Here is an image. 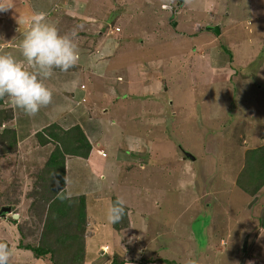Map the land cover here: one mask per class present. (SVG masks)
<instances>
[{"label":"rangeland","instance_id":"1","mask_svg":"<svg viewBox=\"0 0 264 264\" xmlns=\"http://www.w3.org/2000/svg\"><path fill=\"white\" fill-rule=\"evenodd\" d=\"M110 1L12 0L14 7L0 12V54L20 55L37 12L46 13L61 34L75 28L80 53L75 67L66 73L54 69L45 81L48 87L66 82V97L59 100L55 92L34 117L7 98L0 106L7 114L0 131L16 133L0 139V209L11 207L0 216V243L11 250L9 264H264V185L254 194L252 185L244 190L239 184L247 155L264 145V0ZM19 17L25 23L19 25ZM112 46L114 66L133 60L119 65V76L93 57L100 48V56L111 53ZM138 59L139 75L133 72ZM95 71L110 76L118 98H139L125 102L116 118L135 137V148L125 149L133 160L121 164L117 177L106 171L107 180L120 182L109 192L87 180L93 164L65 156V195L83 196L86 204L82 240L78 249H69L56 240V225L67 219L47 211L52 187L46 163L58 143L49 132L57 125L53 131L61 135L78 125L106 157L98 148L101 133L90 119L89 100L82 103L105 86ZM115 130L105 123L101 137L115 145ZM118 197L126 202L125 214L111 223L107 211ZM26 246L51 247L53 253L36 256ZM72 254L80 260L71 263Z\"/></svg>","mask_w":264,"mask_h":264},{"label":"clouds","instance_id":"2","mask_svg":"<svg viewBox=\"0 0 264 264\" xmlns=\"http://www.w3.org/2000/svg\"><path fill=\"white\" fill-rule=\"evenodd\" d=\"M13 7L12 0H0V12H7ZM46 17L44 12L34 13L19 44L22 60L30 69H26L24 63L13 55L0 54V100L7 98L13 108L22 110L29 117L36 116L42 107L52 103L53 92L45 81L53 77L54 69L66 73L77 65L80 58L76 44L79 38L77 30L74 28L61 34L54 24L47 22ZM17 23L21 25L25 23V19L19 17ZM87 100L86 97L82 103ZM61 198L67 199L68 196L61 195ZM125 203L122 197H118L109 207V222L117 223L122 219ZM11 255L9 246L0 243V264H9ZM185 264L198 262L188 259Z\"/></svg>","mask_w":264,"mask_h":264},{"label":"trees","instance_id":"3","mask_svg":"<svg viewBox=\"0 0 264 264\" xmlns=\"http://www.w3.org/2000/svg\"><path fill=\"white\" fill-rule=\"evenodd\" d=\"M2 103L3 100H0V106ZM5 118H7V114L0 108V127ZM55 126L57 125H54V127ZM54 127L52 126L49 136L58 143L46 163L47 171H49V175L51 176L50 186L52 187V198L48 201L47 211L50 212V215L54 214L56 217L67 219L63 226L56 225L57 235L60 236L59 238L56 237V240L69 249H78L84 232L86 204L83 196L76 198L68 197L67 199L61 198V195H65V156L72 154L82 158H88L92 146L80 126L74 125V127L67 130L63 129L61 130V135L53 131L57 128ZM10 132L11 130L8 129L0 131V139L5 140L11 135L16 138V133L13 132L10 134ZM44 142L45 144L48 143L46 141ZM104 147L106 148L105 145ZM241 174L240 175L245 178L243 181V178L240 176L243 181H239L242 189L248 190L245 186L246 183L252 185L254 194L261 189L264 185V145L260 148L253 149L250 154L247 155L246 165ZM60 184L63 185V188ZM47 215H49L48 212ZM261 223L263 224L262 220ZM49 224L51 228H53L57 223ZM26 249L33 251L36 256L53 253V251H50L51 247L45 249L43 247L26 246ZM80 258L78 254H72L69 260L71 263H76ZM114 264H122V262L114 261Z\"/></svg>","mask_w":264,"mask_h":264},{"label":"crops","instance_id":"4","mask_svg":"<svg viewBox=\"0 0 264 264\" xmlns=\"http://www.w3.org/2000/svg\"><path fill=\"white\" fill-rule=\"evenodd\" d=\"M142 44H143V42H142ZM155 46H157V45H155ZM155 48H158V47H155ZM101 49L102 48L98 49V51H97L98 55H95L93 57L97 58L96 62L99 61V65L103 69H105V71L107 73H111V70H109V69L115 68L114 70H112V72L119 71L117 73V76H119L118 74L121 73V71L119 70V65L120 66L124 65V67H126L128 63L133 61L132 59H128V61L126 59L124 61V63H121V59H119L118 63H121V64H116V66H114V61H116L118 58L115 56V51L113 49V46L109 48L111 53L108 54L107 51H102V54H103L102 56H100ZM125 51H121L122 53L120 54V56H124ZM20 57H22L21 53H20V55L18 54V56H17L18 60L21 59ZM137 61H135L136 64H135V68L133 69V72L139 75L141 73V71H139V68L137 67V65L138 64L141 65V60L138 59ZM154 62L159 63V60L155 59ZM24 63H26V62H24ZM33 71H35V70H33ZM94 73H97V74L99 73L101 75V78L104 80L105 86L103 89H99V90L93 89L91 96L100 97L101 101L102 100L103 101L105 100V101L100 102V103L94 102L91 99V96L89 97L88 100H90V102H88L87 107L91 109L92 116L90 119H91V121L95 122V124L93 123L94 126H97V128L99 127L101 134H102V127H104L105 123L112 125L113 128L116 129L115 132L113 131V137H114L115 145H112L111 146L112 148L111 147L105 148L103 143H102L103 137H101V134H100V138H98L97 141L99 144H101V146L98 145L99 146L98 148L100 150H103L104 152H106V157L101 158L95 151L97 149L96 148L97 142L93 143L92 141H90V136L86 133L85 129L83 128V132L86 135L87 139L89 140V142L92 146V150H91L88 158H81V157H76V156L75 157L77 159H80L85 164L89 163L90 167H91V164H93L94 170L98 167V169H99L98 171H103L105 173V174H101L102 177L101 176L100 177L102 179L103 178L104 179L100 180L96 171L90 170V172H92V173L89 176H87V180L89 182L91 181L94 184H96L100 188V190H101L100 192H109V191H112L111 189H109V186H111V188H114L115 190H118V188L120 187V182L116 185L113 183V181L107 180L106 171H108V174L113 172L115 175V173H116L115 176L117 177V174L123 171L121 169V164L123 162H127V161L130 162L133 160L131 155L129 156L124 152L125 149H129L131 151V148H135L134 144L132 143V141L134 140L135 137L132 136L131 134H129L128 132H124L121 128H119V124H118V121L116 120V118L119 119V113L118 112L125 111L124 110L125 105H126L125 102H131L132 103V102H135V100L138 101L139 98L134 97V96H129L128 99L118 98L117 95L115 94L114 90H113L114 86L110 83V76L109 75L106 76V74H104L101 71H97V72L95 71ZM125 80H126L125 83H127V82L130 83L126 78H125ZM139 80L141 81L142 79H139ZM64 83H66V82H64ZM64 83L56 80L55 82H53V84L49 85L50 86L49 88L53 92V98H54L55 92H58L59 100L62 97H66L65 91H66L67 87H66V84H64ZM136 87L137 86H135L134 88H136ZM64 89H65V91H64ZM116 89H117V87H116ZM78 94H81V93L78 92ZM60 95H61V97H60ZM123 95L128 96L126 93H123ZM102 97H104V98L102 99ZM113 112L117 115V117L112 115ZM106 118H108V120H105ZM117 128H119V129H117ZM99 129H98V131H99ZM92 138H94V136ZM66 160L69 161L68 159H66ZM101 161H102L103 166L100 165ZM82 167L86 172H88V169H87L88 165L85 166L84 164H82ZM108 168H110V169H108ZM129 172L130 171H128L126 173H129ZM110 182L113 185H111Z\"/></svg>","mask_w":264,"mask_h":264},{"label":"water","instance_id":"5","mask_svg":"<svg viewBox=\"0 0 264 264\" xmlns=\"http://www.w3.org/2000/svg\"><path fill=\"white\" fill-rule=\"evenodd\" d=\"M213 31H214L216 34H220V27H219V26H215V27L213 28ZM184 153H185V156L188 157V158H190V159H194V158H195V157H194L191 153H189V152H184ZM256 198H257V197H255V199H256ZM10 211H11V207H10V206H3V207H1V209H0V216H2V215H6V213H8V212H10ZM17 216H18V215H13L14 218H17ZM247 243H248V237H246L245 240H244L243 246H242V248H241V252L246 251V249H247Z\"/></svg>","mask_w":264,"mask_h":264},{"label":"bare ground","instance_id":"6","mask_svg":"<svg viewBox=\"0 0 264 264\" xmlns=\"http://www.w3.org/2000/svg\"><path fill=\"white\" fill-rule=\"evenodd\" d=\"M112 1V0H111ZM110 1V2H111ZM207 1H209V0H207ZM212 1V0H211ZM119 2V1H118ZM120 2H121V0H120ZM106 3V2H105ZM112 4V3H111ZM114 4V3H113ZM119 4V3H118ZM108 5V4H107ZM120 5H121V3H120ZM213 8V10H214V6L212 7ZM217 8V7H216ZM221 10V9H220ZM137 12V11H136ZM117 14V13H116ZM124 15V14H123ZM133 16V15H132ZM114 17V16H113ZM128 17V16H127ZM130 17V16H129ZM128 17V18H129ZM110 18V17H109ZM124 18V17H123ZM125 18H126V16H125ZM139 18H141V16L139 17ZM108 20V19H107ZM110 20V19H109ZM129 20V19H128ZM102 20H100V22H101ZM127 21V20H126ZM104 23V22H103ZM121 27V26H120ZM103 31V30H102ZM101 31V32H102ZM90 32V31H89ZM92 33V32H91ZM111 33H113V32H111ZM100 36V35H99ZM133 48V47H132ZM129 49V48H128ZM143 49V48H142ZM147 50V49H146ZM131 53V52H130ZM133 57V56H132ZM137 57V56H136ZM151 57H153V56H151ZM150 57V58H151ZM131 58V57H130ZM148 60H150V59H148ZM99 77H101V76H99ZM96 78V77H95ZM121 79V78H120ZM125 79V78H124ZM123 81V80H122ZM124 82V81H123ZM122 82V83H123ZM134 82V81H133ZM128 83V82H127ZM110 85V84H109ZM123 85V84H122ZM128 87H129V85H128ZM130 89V88H129ZM102 92V91H101ZM110 93V92H109ZM130 93V92H129ZM111 99V98H110ZM112 100V99H111ZM105 101V100H104ZM106 103V102H105ZM113 104V103H112ZM102 143L106 146V148H110V146H112V143H111V141H109L107 138H105V137H103L102 138ZM114 144V143H113ZM110 145V146H109ZM108 160V159H107ZM108 162V161H107ZM118 162V161H117ZM110 167V166H109ZM108 169H110V168H108ZM1 218V217H0ZM6 218V217H5Z\"/></svg>","mask_w":264,"mask_h":264}]
</instances>
